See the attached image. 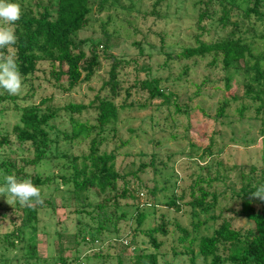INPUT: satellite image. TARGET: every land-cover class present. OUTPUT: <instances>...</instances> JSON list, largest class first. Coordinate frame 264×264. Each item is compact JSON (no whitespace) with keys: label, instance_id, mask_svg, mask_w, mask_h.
Instances as JSON below:
<instances>
[{"label":"rangeland","instance_id":"1","mask_svg":"<svg viewBox=\"0 0 264 264\" xmlns=\"http://www.w3.org/2000/svg\"><path fill=\"white\" fill-rule=\"evenodd\" d=\"M101 1L92 0L88 27L74 39L86 42L81 49L87 54L95 47L99 57L112 55L126 63L119 71L122 95L117 104L128 107L120 109L119 121L100 136V152L116 154L115 168L121 175L117 191L102 196L89 192L85 202H78L71 198L72 188L57 178L64 163L60 156L90 152L91 139L66 140L72 125L64 108L72 103L87 105L97 95L108 94L101 88L110 77V61L101 60L93 81L72 90L66 77L57 79L66 66L40 62L35 74L22 77L18 95L0 90V96L15 98L20 106L59 110L49 135L51 160L46 167L26 165L36 156L13 133L20 112L11 100L0 103V142L8 141L0 145V164H5L0 186L7 175L19 180L16 169L21 167L28 174L53 179L41 187L43 202H33L38 219L30 224H23L28 214L24 207L17 209L19 202L10 205L0 196V264H134L143 253H156L158 264H191V256L196 264H211L213 259L199 255L202 237L213 235L225 222L243 237L255 230L254 223L241 215L242 189L250 182L264 185V110L258 114V104L246 94L248 85L254 86L255 72L226 70L220 55L179 56L185 48L196 46L198 39L216 43L235 37L263 59L264 0L259 14L250 15L257 0H117V5L115 0H105L99 13ZM8 2L18 4L21 15L48 11L55 17L58 6V0ZM12 27L15 31L16 22ZM146 80H157L169 98L141 109L150 97L140 86ZM83 117L96 122L94 113ZM10 166L16 169L9 173ZM204 193L208 195L200 206ZM176 194L179 209L171 206ZM253 201L256 207L264 205ZM142 214L146 219L139 225ZM161 225L168 235L154 234L161 244L156 250L149 232ZM181 229L193 241L192 255L186 254L190 243L182 240ZM227 246L219 247V264H233Z\"/></svg>","mask_w":264,"mask_h":264},{"label":"trees","instance_id":"2","mask_svg":"<svg viewBox=\"0 0 264 264\" xmlns=\"http://www.w3.org/2000/svg\"><path fill=\"white\" fill-rule=\"evenodd\" d=\"M261 1H256V8L249 10L248 15L259 14L258 6ZM91 2L92 0H58L55 17L48 11L40 16L22 14L20 19L16 21L14 31L17 37L16 43L11 48L0 50L5 55L9 54L10 49L12 50L10 55L15 57L21 77L24 78L35 74L40 62H51L53 67L55 64L66 66L67 69L61 71L57 79L61 81L63 77H66L68 90H72L83 83H91L101 67V60L110 61V77L103 83L101 88V91H106L108 94L106 96L97 95L87 105L72 103L64 108L71 115L70 123L72 125L70 135L64 134L66 140L74 142L91 139L89 154L73 157L60 156L64 163L57 173V178L61 180L64 186L72 188L71 198L78 202H85L88 199L89 192L102 196L117 191V183L121 179V175L115 168L116 154L115 152H100L102 145L100 136L106 131L107 127H112L119 121L120 109L128 107L126 103L117 104L118 98L122 95L119 71L122 65L126 63L112 55L105 56V58L99 57L95 47L91 48L90 54H87L85 50L81 49L86 42H77L74 39L77 33L88 27L90 16L93 13ZM117 2L115 0L114 5H117ZM105 4V0L97 4L99 13H102L105 9ZM209 54H214L216 57L220 55L226 70L235 69L239 71L247 69L255 72L252 84L258 87L259 90L256 91L254 86L248 85L246 94L258 104L256 112L261 113L264 110V58H256L251 47L242 38L235 37L216 43H208L198 39L196 46L185 48L179 57L192 59L202 58ZM241 62L244 64L243 67H241ZM140 86L150 94L149 101L142 104L141 109H146L159 98H169L160 89L157 80L143 81ZM127 93L130 95L129 91H126ZM9 100L15 103V98L8 99L0 96L1 105ZM14 108L20 112V118L18 124L14 127L13 133L21 144L31 146L36 156L34 160H28L26 165H33L35 168L46 167L51 160L48 156L52 145L49 136L53 130L51 123L56 120L59 110H45L42 105L35 104L25 106L16 104ZM224 111L225 108L222 112L224 113ZM89 113L95 114V123L88 120L87 117H83L84 114ZM97 130L96 137H93ZM5 143H8L6 139L1 140L0 145ZM10 167V171L6 169L9 173L11 169H16L13 166ZM3 168H5V164H0V169ZM16 170L20 176L19 180L31 179L33 184L39 187L40 190L42 186L51 183L53 179L52 177L43 178L41 173L37 175L28 174L26 167ZM253 185L250 182L247 185L248 188L242 189V196L245 201L242 205L241 215L254 223L255 230L243 237L240 231L234 229L229 222H225L215 230L213 235L202 237L198 246L199 255L205 259H213L211 264H219L220 257L217 252L221 244L228 245V259L233 264H264V205L260 208L254 205L253 200L255 199L251 197V193L256 191L258 186ZM260 185H263V183ZM207 195L206 193L203 194L202 201L199 203L200 206L204 204ZM178 198L180 199L176 194V202H173L171 206L179 209L177 206V204L180 205ZM103 207V205H98L100 210ZM24 208L20 204L17 208L25 210L28 214L27 218H22L21 215L18 216V218H22L23 224H30L33 220L38 219L36 208ZM145 219L146 215L142 214L138 218V224L141 225ZM196 227H199V225ZM181 231L185 234L182 240L190 243V247L187 248L189 251L186 254L192 255L194 251L191 248L193 241L189 239L190 234L187 230L181 229ZM154 234L166 237L168 235L166 226L161 225L149 232L154 248L159 250L161 244L157 243ZM93 240L94 242L96 240L103 241L100 238H94ZM190 262L196 264V258L191 256ZM134 264H158V255L156 253L140 254L135 258Z\"/></svg>","mask_w":264,"mask_h":264},{"label":"clouds","instance_id":"3","mask_svg":"<svg viewBox=\"0 0 264 264\" xmlns=\"http://www.w3.org/2000/svg\"><path fill=\"white\" fill-rule=\"evenodd\" d=\"M21 17L20 6L8 0H0V50L11 48L17 37L13 25ZM22 89V77L16 59L0 51V90L9 95H18ZM0 196L6 197L7 203L19 202L21 207H32L33 202L42 203L41 190L31 179L18 180L15 175H7L0 186ZM253 199L264 202V185L251 193Z\"/></svg>","mask_w":264,"mask_h":264}]
</instances>
